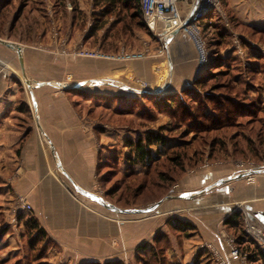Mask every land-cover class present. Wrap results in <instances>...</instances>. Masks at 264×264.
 <instances>
[{
	"label": "crops",
	"instance_id": "1",
	"mask_svg": "<svg viewBox=\"0 0 264 264\" xmlns=\"http://www.w3.org/2000/svg\"><path fill=\"white\" fill-rule=\"evenodd\" d=\"M77 3L78 16L68 17L64 31L69 47L96 40L97 46L105 49L107 38L115 31L116 19L113 15L106 17L96 29L101 9L95 6V0ZM180 9L185 16L190 13L186 4H181ZM59 23L63 25L64 21ZM164 30L159 25L155 34ZM147 33L158 45L150 30ZM164 34H167L165 58L128 64L61 57L53 47L40 50L14 42L23 50L25 77L17 52L0 44V217L3 220L0 232L4 231L0 254L3 259L6 253L16 256L21 251L19 241L25 235V222L29 218L36 219L47 234L51 248L49 264H148L151 252L143 253L142 247L148 243L153 248L164 237L169 251L167 258L162 259L171 264H211L198 246L213 240L224 219L231 227L239 226L236 214L235 219L227 217L230 210L245 206L244 214H251L254 220L264 224V208L259 209V198L264 196V174H258L252 184H247L239 180L243 178L240 175L234 177L233 169L205 171L182 183L185 189L197 191L222 182L218 189L215 187L211 193L191 201L190 208L197 206L200 208L197 211L206 212L198 214L190 209L193 211L190 215L164 218L159 207L147 208L148 215L154 212L153 218L122 235L117 224L81 205L82 200H88L97 204L100 211L115 212L106 207L114 205L96 193L97 170L115 163L123 175L142 174L148 163L140 159L129 137L124 139L123 150H118L119 131L85 116L79 111L80 102L101 105L104 96L133 99L137 80L160 91V97L180 94L195 82L197 56L191 40L180 30ZM49 36L37 40L50 46ZM67 75L72 79H67ZM100 81L105 84H99ZM96 85L99 86L95 92L88 90ZM160 143L144 144L153 159L160 156L157 154L160 149L156 148L162 146ZM116 150L119 156L114 155ZM19 197L26 198L33 206L30 216L10 215L11 206ZM235 210L240 213L241 209ZM113 239L119 241L117 247L112 245ZM246 240L240 236L239 242L243 244ZM256 249L252 262L264 264L263 255ZM205 259L207 262L202 263Z\"/></svg>",
	"mask_w": 264,
	"mask_h": 264
},
{
	"label": "rangeland",
	"instance_id": "2",
	"mask_svg": "<svg viewBox=\"0 0 264 264\" xmlns=\"http://www.w3.org/2000/svg\"><path fill=\"white\" fill-rule=\"evenodd\" d=\"M9 2L8 7L4 10L0 9V40L2 41L17 42L24 47L40 50L53 47L59 56L67 58H79L77 54L81 47L115 56L122 51L138 53L148 50L149 53L144 60L134 62H143L157 57L165 58V54L160 55L159 47L154 39L149 38L148 33L136 25L137 21L134 23L133 19L131 20V12L126 13L122 10L112 16L117 22L114 25V36L107 38L104 44L105 49L102 46L98 47L94 39L91 44L81 45L77 42L69 47L70 42L64 31L68 25V17L72 14H75L72 15L75 18L78 16V0H9ZM74 4L77 8L76 12L73 11L75 10ZM217 9L219 10L214 12L211 18L204 21L211 22L212 25L208 28L201 25L198 29L205 43L207 66L198 74L196 61L195 81L200 78L204 79L206 76H214L205 87H202L203 92L213 93L215 88L216 93L229 95L239 100L248 96L250 101L247 100V102L255 103L259 109L256 115L237 118L230 128L191 131L187 129L188 125L183 124L171 112L154 110L150 100L143 99L140 94V91L145 89L138 86L141 83L139 80H137L139 82L136 81L134 88L132 87L135 98L139 99H136L134 104L108 100L104 96L100 99V102H103L101 105H96L91 101H83L78 105L79 111L85 116L119 131L118 150H123L126 137H129L127 139L134 145L140 140L143 143L146 142L149 136L154 140L162 139L161 143L153 142L162 144L156 147L160 149L157 153L160 154L157 159L158 163L152 168L148 166L145 173L124 177L115 163H110L111 166L103 165L97 170L96 193L120 210L126 212L135 210L140 213L124 214L116 211L107 212L104 209L100 211L96 209L97 204L91 201L82 200L83 203L81 202V205L88 211L108 222L117 224L121 235L128 233V229L132 230L134 226L138 228L147 218H153L154 212L148 215L147 210L145 211L147 208L159 207L158 210L164 218H175L181 214L190 215L193 213V211L192 213L188 211L190 209L198 214L206 212L207 210L197 211L199 208L197 206L195 209L190 208L191 201L197 196L203 197L211 193L215 187L218 189L223 185L222 182L197 191L188 190L182 186L188 178L198 176L202 172L233 169L236 170L234 177H237L251 170L252 167H258L259 170L262 169L259 175L264 174V0H219ZM59 21H64L63 25ZM94 25L91 22V28H94ZM47 35H50V46H44V42L37 40L41 37L45 39ZM218 58H232L228 59L229 68H226L224 64L213 65ZM67 79H72V76L67 75ZM236 79L240 81L237 83ZM24 84L27 88V83ZM142 84L149 85L150 89L153 88L147 82H142ZM97 86L99 85L90 86L88 90L93 89L95 92L98 90ZM154 97L161 99L158 98L159 95ZM187 101L189 106H196L191 101ZM125 108H128L129 113L120 111ZM145 113L146 117L143 116ZM118 150L114 152L115 156H119ZM257 176L255 174L245 175L239 180L252 184ZM190 196L192 198L189 199ZM168 197L171 199H167ZM15 201L10 210V215L13 216L15 214L12 209L16 208ZM27 202L30 203L28 200ZM157 204L159 205L156 206ZM260 208H264V196L259 198ZM235 209H241L240 213H237ZM245 209V206H237L227 213L228 218L235 219V214L237 215L236 219H239L240 223L238 227H231L224 219L218 232L212 238L213 240H206L199 244V251L205 255L206 259H209L211 264H241L242 259H246L248 264H254L252 257L256 246L259 255H263L258 243L245 233H250L249 228H251L246 220V214L242 212ZM257 226L264 229V224L260 220ZM24 233L27 234L26 230ZM240 236L247 239L243 244L239 242ZM165 238L167 237L155 242L157 258H167L166 254L169 250H167L168 240ZM19 245L21 251L16 256L13 253H6V258L3 259L1 253L0 264H49L47 260L50 247L43 255V245L31 249L30 237L25 235H22ZM112 245L117 247L119 241L113 239ZM39 254H42V257H38ZM140 256L143 258V253H140ZM262 257L264 258V255ZM206 259L202 263H206ZM151 264L171 263L167 259H161V262L153 261Z\"/></svg>",
	"mask_w": 264,
	"mask_h": 264
},
{
	"label": "trees",
	"instance_id": "3",
	"mask_svg": "<svg viewBox=\"0 0 264 264\" xmlns=\"http://www.w3.org/2000/svg\"><path fill=\"white\" fill-rule=\"evenodd\" d=\"M10 4L9 0H0V9H5ZM75 5V4H74ZM95 6L101 10H99V14L97 15V22H96V29L97 24L100 23L104 18L114 15L117 12H121L122 10L126 13L131 12V20L136 22L140 28L144 29L148 32L145 23L142 19V11L140 0H95ZM75 10L77 11L76 5L74 6ZM117 22V20H116ZM204 27L208 28L211 26V22H203L202 24ZM222 37V34L220 35ZM256 58L255 55H253ZM228 59L232 58H218L213 65L216 64H224L226 68H229ZM254 68V67H253ZM214 76H206L204 79L200 78L195 81L194 86L191 88L185 89L181 94H174L165 97H158L161 99H157L154 97L155 95H142L143 99L150 100L151 104H153V109L158 110L160 112H171L172 115L178 117L183 124L188 125V130L191 131H209V130H218V129H225L232 127L234 125L237 118H243L246 116H254L256 115L257 110H259L254 103L247 102L250 101L248 96L245 99H237L235 97L225 95V94H218L215 91L213 93H206L202 91V87H205L206 84L212 79ZM239 82L240 79H236ZM233 84V82L231 81ZM228 89V86H227ZM248 95V93H247ZM139 100L138 98H133L128 100L122 96H110L108 100H114L119 102H131L134 104L135 100ZM159 100V101H158ZM191 101L196 106H189L188 101ZM141 105V104H140ZM124 113H129L128 108L120 109V111ZM146 112V111H145ZM174 113V114H173ZM147 114L145 113V115ZM162 139H152L151 136L147 138L146 142H142L141 140L135 143L137 152L141 160H146L148 166L152 168V166L158 163L157 159H153L150 157V151L147 150L145 143L151 144L154 141L160 142ZM148 146V145H147ZM148 158V159H147ZM147 166V168H148ZM149 168V172L151 169ZM138 175L134 172H131L124 177L127 176H135ZM2 219L0 217V225L2 224ZM182 224L178 222V224ZM25 230H26V237H30V248L34 249L38 245H43V255H45L46 249L49 247L47 234L43 228L40 227L38 221L33 218H29L25 222ZM0 232V240L1 234ZM47 242V243H46ZM158 242V241H156ZM151 252L150 258H148V263L151 264L153 261L158 262L159 258H157V251L156 246L152 248V246L144 245L142 247V252ZM144 253V252H143ZM38 257H42V254H39ZM162 259V258H160ZM86 264H101L90 262ZM105 264H120L118 262H111Z\"/></svg>",
	"mask_w": 264,
	"mask_h": 264
},
{
	"label": "built area",
	"instance_id": "4",
	"mask_svg": "<svg viewBox=\"0 0 264 264\" xmlns=\"http://www.w3.org/2000/svg\"><path fill=\"white\" fill-rule=\"evenodd\" d=\"M218 2L219 0H140L143 22L154 35L158 43L160 55H164L167 50V34L164 33L172 30H180L190 37L189 39L192 40L195 46L198 63L197 71L198 74H200L207 66V53L205 51V43L200 37L198 29L207 18H211L210 16L214 15L213 13L219 10L217 9ZM181 4H186L190 8V13L187 16L181 13ZM159 25H163L165 30L157 35L155 32ZM147 51L145 50L144 52L138 53L122 51L115 56L102 53L101 51L87 50L81 47L77 57L81 59L125 63L144 60L149 53ZM141 85L145 90L154 91L150 89L147 84L141 83ZM259 172H262V169L259 170L258 167H252L251 170L241 173L240 176L258 175ZM15 202L16 208L12 209V212L15 214L14 216H30L33 213V206L23 197L17 198ZM245 217L251 225V228H249L250 233H245L249 238L258 243L259 247H261L260 251L264 255V229L258 227L257 221L251 219L247 214ZM215 257H217V254H215ZM241 264H248V262L246 259H242Z\"/></svg>",
	"mask_w": 264,
	"mask_h": 264
},
{
	"label": "water",
	"instance_id": "5",
	"mask_svg": "<svg viewBox=\"0 0 264 264\" xmlns=\"http://www.w3.org/2000/svg\"><path fill=\"white\" fill-rule=\"evenodd\" d=\"M0 44L1 45H5L6 47L12 49V50H15L18 54V58H19V63H20V67H21V70H22V74L23 76L25 77V65H24V58H23V50L21 48V46H19L18 44H15V43H12V42H6V41H2L0 40ZM99 84H105V82L103 81H100ZM28 86H30L28 84ZM61 87H66V85L64 86H61ZM69 88V87H68ZM73 88H78V86H73ZM159 91V90H158ZM160 92V91H159ZM157 91H148V90H143V91H140V94L142 95H160L161 93H159ZM167 199H171V197H168ZM159 204H157L156 206H158ZM107 208H110L112 210H115L119 213H129V212H126V211H123V210H120L119 208L117 207H114V206H107ZM133 213H140L139 211H135ZM248 216L254 220V217L251 215V214H248Z\"/></svg>",
	"mask_w": 264,
	"mask_h": 264
}]
</instances>
